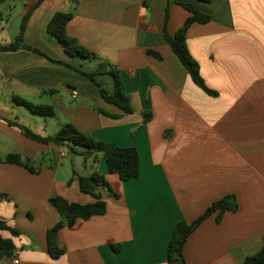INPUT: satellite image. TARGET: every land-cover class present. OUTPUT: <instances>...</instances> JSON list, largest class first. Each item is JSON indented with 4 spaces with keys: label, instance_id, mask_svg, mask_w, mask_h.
<instances>
[{
    "label": "crops",
    "instance_id": "crops-1",
    "mask_svg": "<svg viewBox=\"0 0 264 264\" xmlns=\"http://www.w3.org/2000/svg\"><path fill=\"white\" fill-rule=\"evenodd\" d=\"M174 1L166 23L169 0H45L24 39L46 56L25 49L0 53V220L20 232L0 235L14 243L18 264H170L176 225L196 221L227 195L236 196L239 210L226 212L221 222L218 213L204 221L183 249L185 264H245L264 248V0ZM38 2L7 0L0 9L6 14L20 5L23 19ZM179 3L211 16L209 23L189 27L187 45L216 96L194 83L163 34L166 26L174 35L191 16ZM69 12L68 36L119 69L133 113L107 103L94 82L68 66L92 73L99 64L69 56L48 33L53 16ZM22 19L11 40L0 25V44L15 40ZM96 80L114 93L111 75ZM15 98L51 106L56 117L26 113ZM144 113L151 114L148 122ZM8 121L44 137L70 123L102 141L134 147L141 175L122 181L101 155L96 163L71 156ZM10 154L29 158L39 171L5 163ZM95 171L118 196L102 191L105 215L61 229L66 253L53 259L47 233L61 216L50 199L94 203L72 178ZM0 264L15 263L3 258Z\"/></svg>",
    "mask_w": 264,
    "mask_h": 264
},
{
    "label": "trees",
    "instance_id": "trees-1",
    "mask_svg": "<svg viewBox=\"0 0 264 264\" xmlns=\"http://www.w3.org/2000/svg\"><path fill=\"white\" fill-rule=\"evenodd\" d=\"M45 0H39V2L30 10L22 19L19 35L15 40L8 44H0V53L2 52H14L18 50H30L40 53L38 49L31 47L25 42L24 36L28 22L34 12V10ZM204 2H211L212 0H200ZM7 0H0V6L6 3ZM175 3L174 0H169L167 9L166 23L169 18V10L171 5ZM184 9H186L191 16L186 21L185 25L179 29L174 35H170L166 26L164 27L163 34L171 47L174 54L178 57L182 65L186 68L190 74L194 83L207 92L208 94L216 96L217 93L211 91L205 84L201 73L200 64L192 56L187 45V33L192 24H207L211 21L209 14L203 13L196 9L192 4L179 3ZM7 16L3 10L0 9V25L7 20ZM74 13H57L53 16L49 22L47 31L55 37L60 48L71 57H82L87 60H97L98 68L95 72L86 73L79 69L73 68L80 74L88 77L94 82L101 91L103 99L109 103L117 106L124 114L133 113L130 97L127 94L124 83L119 69L110 63L109 61L102 60L97 54L83 47L78 40L69 37L66 31L67 25L73 20ZM149 54L159 58L160 55L153 51H149ZM54 61V60H52ZM57 63H61L55 61ZM62 64V63H61ZM100 74H109L113 77L115 82L114 93L110 94L106 91L96 80V76ZM16 104L25 107L31 113L42 117H56V111L51 106L35 105L26 100L15 98ZM95 110L101 114L112 118H120L122 115H110L109 113L95 107ZM145 122L150 120L151 114L144 113ZM11 125L21 129V131L28 138L46 143L55 144L64 150H66L71 156H82L86 160L93 159L94 163L97 162V158L101 155L106 160L108 170L111 174H118L122 181H129L137 179L141 175L140 157L138 150L134 147H122L115 143H108L100 139L95 138L89 133L79 131L72 124L67 123L61 127V129L54 136H41L35 133L31 128L21 125L15 121H8ZM169 132L165 133L168 136ZM5 163L22 166L32 173H37L39 168L34 165L29 158H25L19 154H10L4 159ZM72 180H77L80 185V189L83 193L93 196L96 201L92 204L82 205L78 203H70L61 196H54L50 199V205L58 210L61 216L60 222H58L53 228L48 230L47 243L48 251L53 259L61 258L65 253V249L59 244L58 233L65 227H73L79 219L89 220L95 216H103L107 213V202L103 198L102 191H106L114 196H118L114 187L109 183L104 175L95 171L90 176H78L74 173ZM71 184V181L69 182ZM239 210V204L236 196L227 195L219 201L214 202L206 212L192 223L186 221L179 222L173 233L172 240L169 245L168 257L170 264H185V258L183 255V249L189 239V237L213 214L218 213L217 221L221 222L226 212H237ZM0 230L10 231L13 235L19 236L20 232L11 228L6 222L0 220ZM115 250H119L118 247L113 246ZM16 247L11 240L5 239L0 235V259L11 258L14 256ZM245 264H264V248L256 254L248 258Z\"/></svg>",
    "mask_w": 264,
    "mask_h": 264
},
{
    "label": "rangeland",
    "instance_id": "rangeland-1",
    "mask_svg": "<svg viewBox=\"0 0 264 264\" xmlns=\"http://www.w3.org/2000/svg\"><path fill=\"white\" fill-rule=\"evenodd\" d=\"M22 15H23V13H22V9H21L20 5H16L12 9L6 11V16L8 18L3 23H5V25L7 27L6 33H8L10 40L14 38V36H15L14 34H18L16 32L20 26ZM19 109H21L22 111H26V113H29V112H27L28 110L24 107H21ZM28 115H30V114H28ZM78 160L80 161V158H78Z\"/></svg>",
    "mask_w": 264,
    "mask_h": 264
},
{
    "label": "built area",
    "instance_id": "built-area-1",
    "mask_svg": "<svg viewBox=\"0 0 264 264\" xmlns=\"http://www.w3.org/2000/svg\"><path fill=\"white\" fill-rule=\"evenodd\" d=\"M73 97L74 98H76L77 96H78V92L77 91H73ZM12 258V260H13V262L15 263V264H18L20 261H19V257H18V253H16V251H15V254H14V256L13 257H11Z\"/></svg>",
    "mask_w": 264,
    "mask_h": 264
}]
</instances>
